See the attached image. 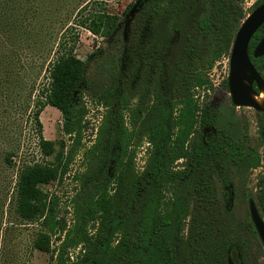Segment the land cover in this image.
Here are the masks:
<instances>
[{"label":"rangeland","instance_id":"rangeland-1","mask_svg":"<svg viewBox=\"0 0 264 264\" xmlns=\"http://www.w3.org/2000/svg\"><path fill=\"white\" fill-rule=\"evenodd\" d=\"M82 1L31 0L28 3L19 0L18 9L10 15L0 12L1 18L9 15V20L20 27L19 34L11 33L8 26L0 31V43L7 48L5 55L0 51V264L49 262L48 253L32 246L41 230L39 223L25 221L15 211L14 187L23 165L52 164L62 154L65 156L72 146L71 137L61 130L63 120L59 110L48 105L39 114V120L43 137L54 142L55 151L44 156L38 146L34 113L38 108L39 90L47 83L46 67L52 58L54 38L72 23ZM259 1L239 2L241 17L234 23L230 45L219 54L198 35L195 20L214 6L224 7L232 0H166L161 13L146 23L142 31L146 56L157 58L164 48L166 52L165 67L151 76L146 66L140 64L138 53H132L131 33L138 36L135 27L138 11L129 7L130 0L105 3L108 12L120 17L119 26L111 37L101 38L79 29L75 54L87 66V83L83 85L87 114L81 141L69 156L63 177L43 186L57 198L58 218L64 219L68 226L72 224L71 199L80 190V178L85 172L83 153L95 143L111 105L96 101L100 87L110 85V100L121 89L132 92L125 118L134 136L133 168L141 174L150 169L156 144L163 137L160 130L169 117L168 97L174 67L186 46L193 42L192 56L197 69L196 87L191 91L198 106V119L202 116V120L209 121V127L204 128L202 123L197 125L186 142L188 156L174 165L182 180L168 185L160 195L159 215L168 216L175 202L179 223L175 231L164 229L157 238L173 246L174 254L180 258L177 264H193L187 242L188 223L191 213L198 209L204 232L201 246L215 257V261L219 264H264V246L257 232L255 235L251 231L254 225L248 209V199L252 198L264 219V113L234 105L228 87L229 58L235 34ZM38 28L44 33L35 44L31 32ZM261 75L264 78V72ZM185 84V79L176 73L173 85L179 90V97L184 93ZM215 136H226L229 140L231 145L224 153L204 141V138ZM239 150L251 157L235 164L232 158ZM112 152L113 147L99 172H111ZM7 154H10L9 163L5 160ZM201 179L203 187L198 185ZM150 192L142 193L139 198H147ZM196 192L201 194L197 202ZM226 242L230 247L224 245ZM57 244L53 237V246ZM78 249H70L71 259Z\"/></svg>","mask_w":264,"mask_h":264},{"label":"trees","instance_id":"trees-1","mask_svg":"<svg viewBox=\"0 0 264 264\" xmlns=\"http://www.w3.org/2000/svg\"><path fill=\"white\" fill-rule=\"evenodd\" d=\"M18 1L0 0V12L10 15L14 9H18ZM107 1H82L76 8L72 23L65 26L54 38L52 58L46 67L47 83L39 90L38 108L34 113L38 146L44 156H50L55 151L54 142L43 137L42 123L39 120V114L48 105L59 110L63 120L61 130L64 135L71 137L73 143L67 154H62L52 164L33 163L20 168L13 195L15 211L21 219L39 223L41 230L33 239L32 246L49 254L48 264H177L180 258L174 254L173 246L159 242L157 235L164 229L175 231L179 223L178 206L173 202V211L165 217L159 215V202L160 195L168 185L182 180L174 165L177 160L188 156V138L196 131L199 123L204 128L209 127V121L202 120V116L198 119V106L193 101L191 91L196 87L194 80L197 69L192 56L193 42L186 46L183 56L174 67L168 97L169 117L162 123L160 136L163 137L156 144L150 169L137 174L133 168L131 147L134 136L125 118L131 90L121 89L110 100V85H106L104 88L100 87L95 99L98 103L111 105L104 116L95 143L83 153L85 172L80 178V190L71 199L70 226L64 219L57 217V198L43 189L44 185L63 177L69 156L81 141L84 117L87 114L83 103L87 66L76 56L75 48L79 41V29H85L94 36L109 38L118 28L120 17L105 9ZM130 1L129 7L138 11L135 15L138 36L131 33L132 53H138L140 64L146 66L151 76L165 67L166 52L164 48L157 58L146 56L143 45L146 40L142 31L146 23L152 22L155 15L161 13L166 0ZM240 1L242 0H232L224 7L214 6L195 20L198 35L219 54L230 45L234 23L241 17ZM263 1L257 2L253 8ZM9 15L5 18L0 16V31L3 26H8L11 33L19 34L20 27L9 20ZM42 33L44 32L39 28L31 32L35 44ZM263 34L264 24L254 33L249 43L250 60L260 74L264 72V56L253 58L252 50ZM7 35L10 37L9 33ZM4 50H7L6 45L0 43L2 55L6 53ZM176 73L186 83L180 97L179 90L173 85ZM204 141L223 153L231 145L226 136H215L207 140L204 138ZM111 147V172H99L98 169L106 161ZM9 155L5 157L8 163L11 161ZM250 157L247 152L239 150L232 159L237 164L249 160ZM198 185L205 186L202 179ZM146 191H151L148 197L139 198ZM197 194L196 202L201 197V194ZM202 225L199 211L194 209L188 223L187 242L192 251L191 260L193 264H219L202 247ZM251 231L256 235L254 228ZM53 237L58 243L56 246H53ZM224 245L230 247L229 242ZM77 247L78 252L71 259L70 249Z\"/></svg>","mask_w":264,"mask_h":264},{"label":"water","instance_id":"water-1","mask_svg":"<svg viewBox=\"0 0 264 264\" xmlns=\"http://www.w3.org/2000/svg\"><path fill=\"white\" fill-rule=\"evenodd\" d=\"M264 24V1L255 7L238 28L230 52L228 87L234 105L251 107L264 113L251 96L264 88V78L250 60L249 43L254 33ZM264 56V34L255 45L252 57ZM257 90H255V88ZM248 209L254 228L264 246V219L252 198L248 199Z\"/></svg>","mask_w":264,"mask_h":264},{"label":"bare ground","instance_id":"bare-ground-1","mask_svg":"<svg viewBox=\"0 0 264 264\" xmlns=\"http://www.w3.org/2000/svg\"><path fill=\"white\" fill-rule=\"evenodd\" d=\"M253 99L262 107H264V88H261L257 94L252 93Z\"/></svg>","mask_w":264,"mask_h":264}]
</instances>
